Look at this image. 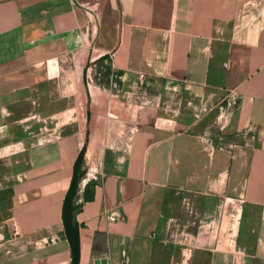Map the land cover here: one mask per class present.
<instances>
[{
	"label": "crops",
	"instance_id": "1",
	"mask_svg": "<svg viewBox=\"0 0 264 264\" xmlns=\"http://www.w3.org/2000/svg\"><path fill=\"white\" fill-rule=\"evenodd\" d=\"M75 173L79 264H264V0H0V264H71Z\"/></svg>",
	"mask_w": 264,
	"mask_h": 264
},
{
	"label": "rangeland",
	"instance_id": "2",
	"mask_svg": "<svg viewBox=\"0 0 264 264\" xmlns=\"http://www.w3.org/2000/svg\"><path fill=\"white\" fill-rule=\"evenodd\" d=\"M108 67L110 68V71H111L112 70L111 69V64L104 65V63H101L100 65H97V75L94 76V81H90L92 90L94 92L99 93L100 103L101 104L104 101L107 103V99L109 97V92L111 94H114L113 91L119 89V83H120L119 80H118L119 78L114 80L115 84L112 83L111 80L109 79V75L106 74V71H107ZM110 113L118 114L117 111H116V108L114 107V105H113L112 111H110ZM110 120H111V125H112L113 123L118 122L120 119H110ZM101 121H102V118H101ZM102 126H104V124H102ZM102 130L104 131V128ZM130 130L131 129H128V131H130ZM124 134L126 135L125 132H123L122 130H118L117 129V130H115V132L110 134V139H108L107 136H103V139H102L101 143L105 144L106 142L108 143V141L110 143L113 140H114V142L119 141L118 139L119 138H123L125 136ZM112 147H114V146H112ZM107 152H108V150H107ZM99 161L100 160H98V162ZM87 172L88 173L85 176V179L92 178L94 176L95 177L101 176V173H103V169L100 168V167L97 169L94 166L92 167L91 165H89V167L87 169ZM57 243H59V239H57V238L56 239H52L50 241V244L53 245V246L56 245ZM58 259H54L53 258V260L51 261V264H64V263H61ZM37 264H40V263L37 262Z\"/></svg>",
	"mask_w": 264,
	"mask_h": 264
},
{
	"label": "trees",
	"instance_id": "3",
	"mask_svg": "<svg viewBox=\"0 0 264 264\" xmlns=\"http://www.w3.org/2000/svg\"><path fill=\"white\" fill-rule=\"evenodd\" d=\"M102 62L103 59H100L97 65H100ZM106 74L107 75L110 74L109 67L107 68ZM85 151H86V147L83 148V150L79 155V158L77 160V166H78V162H80L83 159ZM82 178L83 175H78V173L77 174L75 173L71 188L65 200L64 212H63L65 232L71 244V252H72L71 264H79V259H80L79 227L75 216V213L79 210L80 205L78 204L73 205L72 198L73 196H77L79 190V182H81Z\"/></svg>",
	"mask_w": 264,
	"mask_h": 264
},
{
	"label": "built area",
	"instance_id": "4",
	"mask_svg": "<svg viewBox=\"0 0 264 264\" xmlns=\"http://www.w3.org/2000/svg\"><path fill=\"white\" fill-rule=\"evenodd\" d=\"M110 62H111V57L110 56H108V55L107 56H103V62L102 63H104V65H109V64H111ZM118 78H119V76L115 72L112 71V73L109 76V79L111 80V82L114 83V80L118 79Z\"/></svg>",
	"mask_w": 264,
	"mask_h": 264
}]
</instances>
